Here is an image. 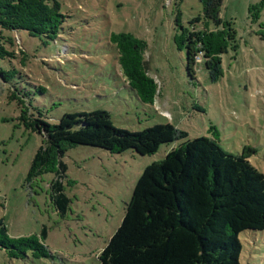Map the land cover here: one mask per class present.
Masks as SVG:
<instances>
[{"label": "rangeland", "instance_id": "1", "mask_svg": "<svg viewBox=\"0 0 264 264\" xmlns=\"http://www.w3.org/2000/svg\"><path fill=\"white\" fill-rule=\"evenodd\" d=\"M261 1L221 0L219 15L232 41L222 54L223 76L216 82L201 63L190 77L186 50L174 42L179 24L186 31L202 28L200 0H59L65 21L55 40L14 33L24 54L12 59L18 69L12 83L29 92L50 123L67 113L101 109L117 128L134 132L172 124L187 136L150 155L68 148L63 183L70 203L61 216L48 188L53 175L26 181L43 138L18 121L19 107L7 98L8 84L0 80V221L10 238L35 235L45 248L43 255L27 248L11 257L0 247V264H98L144 168L186 140L217 138L233 154L248 145L254 149L248 160L264 175V5L258 6L257 19L249 12ZM120 31L147 43L144 60L157 84L153 104L142 102L127 86L109 39ZM239 237L240 264H264V230Z\"/></svg>", "mask_w": 264, "mask_h": 264}, {"label": "trees", "instance_id": "2", "mask_svg": "<svg viewBox=\"0 0 264 264\" xmlns=\"http://www.w3.org/2000/svg\"><path fill=\"white\" fill-rule=\"evenodd\" d=\"M200 2L202 28L186 31L179 24L174 42L178 49L186 50L190 77L196 72L195 55L202 53V67L216 82L223 76L222 54L232 37L228 23L219 15L221 0ZM263 5L264 0L249 7L254 19L259 16L258 6ZM64 21L59 0H0V80L8 84L7 98L19 107L18 121L43 138L26 181L52 174L48 188L61 216L70 203L63 183L67 170L63 157L68 148L86 145L116 154L150 155L161 145L187 136L172 124L134 132L117 128L101 109L67 113L57 123L47 121L33 106L29 92L12 83L18 74L12 59L24 54L14 33L22 30L45 41L55 40ZM109 39L117 49L128 88L142 102L153 104L157 84L144 60L146 41L121 31L112 32ZM253 152L246 145L241 154H233L217 138L207 136L172 147L142 171L119 227L98 255V264H240V234L264 230V175L248 160ZM0 234V247L11 257H20L27 248L38 251L34 256L44 254L35 235L10 238L1 221ZM41 235H46V227Z\"/></svg>", "mask_w": 264, "mask_h": 264}, {"label": "built area", "instance_id": "3", "mask_svg": "<svg viewBox=\"0 0 264 264\" xmlns=\"http://www.w3.org/2000/svg\"><path fill=\"white\" fill-rule=\"evenodd\" d=\"M202 60H203L202 53H198L197 55H195V62H196L195 70L196 67H198V64L202 62Z\"/></svg>", "mask_w": 264, "mask_h": 264}]
</instances>
